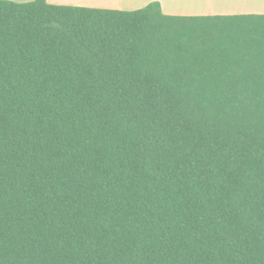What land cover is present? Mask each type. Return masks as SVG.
Instances as JSON below:
<instances>
[{
	"label": "trees",
	"instance_id": "trees-1",
	"mask_svg": "<svg viewBox=\"0 0 264 264\" xmlns=\"http://www.w3.org/2000/svg\"><path fill=\"white\" fill-rule=\"evenodd\" d=\"M0 264H264V14L0 0Z\"/></svg>",
	"mask_w": 264,
	"mask_h": 264
},
{
	"label": "crops",
	"instance_id": "crops-1",
	"mask_svg": "<svg viewBox=\"0 0 264 264\" xmlns=\"http://www.w3.org/2000/svg\"><path fill=\"white\" fill-rule=\"evenodd\" d=\"M29 2L32 0H9ZM161 4L171 16H215L264 14V0H47L49 4L119 11H134L151 2Z\"/></svg>",
	"mask_w": 264,
	"mask_h": 264
}]
</instances>
